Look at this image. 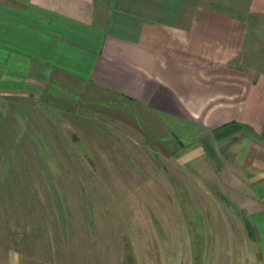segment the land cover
Wrapping results in <instances>:
<instances>
[{"label":"crops","instance_id":"1","mask_svg":"<svg viewBox=\"0 0 264 264\" xmlns=\"http://www.w3.org/2000/svg\"><path fill=\"white\" fill-rule=\"evenodd\" d=\"M257 18L264 0H0V102L135 108L243 213L264 264V70L244 52Z\"/></svg>","mask_w":264,"mask_h":264},{"label":"rangeland","instance_id":"2","mask_svg":"<svg viewBox=\"0 0 264 264\" xmlns=\"http://www.w3.org/2000/svg\"><path fill=\"white\" fill-rule=\"evenodd\" d=\"M249 25L244 52L264 70V19ZM72 96L0 102V264H253L217 182L135 108Z\"/></svg>","mask_w":264,"mask_h":264}]
</instances>
